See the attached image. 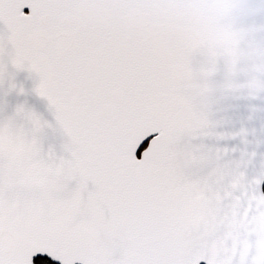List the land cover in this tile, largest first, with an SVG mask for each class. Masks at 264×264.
Masks as SVG:
<instances>
[{"label": "snow or ice", "instance_id": "obj_1", "mask_svg": "<svg viewBox=\"0 0 264 264\" xmlns=\"http://www.w3.org/2000/svg\"><path fill=\"white\" fill-rule=\"evenodd\" d=\"M0 264H264V0H0Z\"/></svg>", "mask_w": 264, "mask_h": 264}]
</instances>
